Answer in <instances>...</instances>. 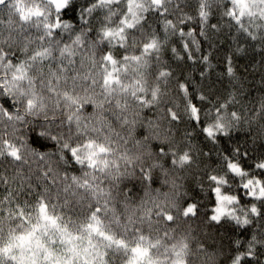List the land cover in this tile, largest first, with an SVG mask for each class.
Here are the masks:
<instances>
[{"label":"snow or ice","instance_id":"6c2138e0","mask_svg":"<svg viewBox=\"0 0 264 264\" xmlns=\"http://www.w3.org/2000/svg\"><path fill=\"white\" fill-rule=\"evenodd\" d=\"M71 2L0 0V264H189L193 237L180 231L177 221H190L197 205L184 206L187 193L171 175L189 163V152L178 154L173 138L158 131L135 140L133 148L127 145L141 112L153 107L170 126L185 118L202 124L212 144L246 125L255 126L253 144L264 141V95L258 107L242 103L235 63L249 48L264 54V0H94L81 10L84 25L85 16L98 8H108L111 16L112 5L124 4L121 26L96 33L104 42L99 62L101 45L90 36L94 29L77 31L63 20ZM225 26L238 35L232 37L235 46L220 55L212 36ZM127 30L140 37L142 48L131 57L135 79L124 83L120 73L128 64L121 60L130 58L108 49L123 48ZM214 58L222 65L217 79H228L222 92L211 80ZM78 81L90 82L83 95L76 93ZM113 102L120 126H131L128 136L104 115ZM89 107L93 111L85 115ZM147 126L160 127L153 120ZM32 135L52 147L38 149ZM150 139L160 141L158 151ZM215 156L208 175L214 196L208 222H234L247 230L264 221V152L237 143ZM157 169L167 178L162 182L167 192L151 188ZM134 177L146 185V198L133 206L131 197L117 198L124 181ZM261 227L250 240H233L224 264H253L257 245L264 247Z\"/></svg>","mask_w":264,"mask_h":264},{"label":"trees","instance_id":"16d2710c","mask_svg":"<svg viewBox=\"0 0 264 264\" xmlns=\"http://www.w3.org/2000/svg\"><path fill=\"white\" fill-rule=\"evenodd\" d=\"M215 11L219 13L220 9L217 8ZM218 19V15L214 16L212 22L215 23ZM237 35L238 34L234 28L225 26L221 33L212 36V40L217 45L220 55H223L225 51H229L235 46V42L233 41L232 37ZM240 40L243 44L242 36L240 37ZM201 41L205 51H208V41L203 40V38H201ZM213 63L217 64V60L215 58L213 59ZM235 63L236 67L239 68L242 77L243 95L240 97L242 103L248 107H251L252 105H256L258 107L257 100L262 95H264V80H262V77H264V54L261 53L259 47H257L255 50L249 48L246 55H240L235 58ZM245 66H247L246 70ZM221 70L222 65L217 64L216 68L211 74V80L215 82V89L222 92L224 89L228 88L229 85L227 77L217 79V73H219ZM160 107H164V105H161ZM92 111L93 109L89 107L85 115L90 114ZM104 115L110 121H112L117 132H120L123 136H128L129 128L131 127L130 125L121 127L119 122L116 121L115 118L110 114L104 113ZM128 115L130 120L133 119L130 114ZM163 116L164 113L159 111V109L156 107L144 109L138 118L139 122L135 126L132 139L129 140L127 147L133 148L135 140H142L144 136L157 131L161 134L172 136L173 129L171 128V130H169L171 126L168 124L167 119L162 118ZM158 117H161V119H158ZM149 120L157 121L160 127L153 129L148 128L147 125ZM237 134L241 137V146L246 142L250 149L256 150L259 149L260 145L264 144V141H261L259 138H257L255 144H253L252 138L257 135L255 126L253 129H249L246 125L242 130H239ZM150 143L154 151H156V146L160 145V141L151 139ZM37 148L39 149L38 146ZM5 167H7V165H5ZM37 168L38 165L33 163V172H35ZM24 171L27 174L29 170L27 167H25ZM70 174L79 175V172L76 169H71ZM171 175L177 177V182L183 185L182 193H187V185L191 180V176L179 170L171 173ZM154 176H159L160 182L156 185H153L152 183L151 188L153 190L159 188L161 192H167L169 190V186L162 183L167 178L163 176L159 169L155 171ZM32 182L33 184L37 183L36 175L32 176ZM145 190L146 185L139 178H129L121 185V194L117 199L118 201L123 200L124 196L127 195L131 197L130 203L134 206L139 204L141 199L146 198ZM0 191H2V189H0ZM52 192L53 194L56 192V188L54 186L52 187ZM150 195H156L155 191H152ZM185 196L186 195H182V200L185 198ZM197 202L199 203V200ZM117 206L120 207L119 204ZM210 209L211 208H207L203 209L202 211L210 212ZM262 225H264V221L254 222L252 225L247 226V233L245 235H241V232H243L244 229L236 226L234 222H227L228 227L236 229L235 233L229 234L225 232L224 229H221L219 232H217L216 229L210 228L207 223L196 221L195 218H192L188 222H185L183 218H181L179 222V230L182 232H190L191 236L193 237L191 240L192 251L188 257L189 264H224V257H226L230 251L234 250L232 241L235 239L250 240L253 233L259 234L261 232ZM199 244L204 245L203 249L206 250L207 255H205L203 250L198 248ZM257 257L261 262H264V247L257 245ZM257 257L255 260H257Z\"/></svg>","mask_w":264,"mask_h":264},{"label":"clouds","instance_id":"9594fccd","mask_svg":"<svg viewBox=\"0 0 264 264\" xmlns=\"http://www.w3.org/2000/svg\"><path fill=\"white\" fill-rule=\"evenodd\" d=\"M94 0H72L71 4L67 9H65L62 13L63 20L70 22L77 31L83 30L85 32H89L90 29H94V31L90 32L91 37L96 38V42L101 45V50H98V62L100 58V51H102L104 42L96 36V33L102 31L106 27H112L114 29L119 28L121 26V9H123L124 4L121 3L119 8L114 5L111 6L112 15L109 16L108 8L101 7L98 8L95 13L89 16H85L89 22L87 25L82 24L81 22V10L85 7L93 6ZM128 39L124 42V47L119 50L115 47H109V51L113 53L114 56H128L130 59L128 62L121 60V63L128 64V71H122L120 73L121 79L124 83H129L133 79H135L134 75V65L131 63V57L140 55L138 49L142 48V43H140V37L134 33L132 30H127ZM106 54V53H104ZM98 84L95 88V92H100V76L97 75ZM150 79V78H149ZM69 87H71V81L69 82ZM90 82H82L78 81L76 86V93L83 95L82 89L89 88ZM3 97H0V101H2ZM131 102V101H130ZM87 110V109H86ZM114 102L112 106L105 105L104 112L110 114L112 117L114 116ZM52 113H49V120H51ZM57 120L62 119L60 113H55ZM116 120V119H115ZM117 121V120H116ZM44 118L41 116L39 118V123H43ZM112 122V121H111ZM113 124V123H112ZM173 129L172 138L174 141L173 148L178 154H182L183 152H189L190 161L185 166L184 169H178L179 171H183L191 176V180L187 185V195L183 199L184 206L188 204L195 203L197 205V215L195 218L196 221H201L207 223L210 228L216 229L219 232L221 229H224L225 232L229 234H233L236 232L235 228H230L227 226V222L221 224H210L207 220V217L211 214L208 211H202L203 209L211 208L214 205V196L208 191L210 187L208 175L212 172L214 162L216 160L215 153L220 150H231L237 143L241 145V137L237 134L238 131H234L230 137H221L219 144L209 143L205 138L204 134L201 131L202 124H194L191 121L185 119H181L171 125ZM115 131L116 128L114 127ZM38 130V129H37ZM27 131V129H26ZM53 131H56V128H53ZM187 133V137L186 134ZM31 140L36 146L41 148H51L52 145L50 143L44 142L41 138L36 135L31 136ZM242 146H247L245 142ZM160 145L156 146V151L159 150ZM248 147V146H247ZM249 148V147H248ZM250 149V148H249ZM255 151L264 152V145H260L259 149ZM171 167V165H168ZM159 176H154L153 185L158 184ZM202 187L204 190H202ZM235 188V186H233ZM206 189V192H205ZM240 196L244 203L248 202V198L245 196L243 192H240ZM199 200V203L197 202ZM181 220V219H180ZM180 220L177 221L178 225ZM250 226V225H249ZM247 230L241 232V235H245ZM203 244H199L198 248H203ZM194 254V253H193ZM226 259V258H225ZM264 264L257 257V260L253 261V264Z\"/></svg>","mask_w":264,"mask_h":264}]
</instances>
